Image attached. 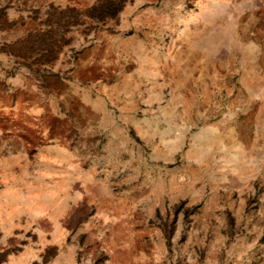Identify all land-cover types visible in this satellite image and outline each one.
Returning a JSON list of instances; mask_svg holds the SVG:
<instances>
[{"label":"rangeland","instance_id":"obj_1","mask_svg":"<svg viewBox=\"0 0 264 264\" xmlns=\"http://www.w3.org/2000/svg\"><path fill=\"white\" fill-rule=\"evenodd\" d=\"M0 264H264V0H0Z\"/></svg>","mask_w":264,"mask_h":264}]
</instances>
